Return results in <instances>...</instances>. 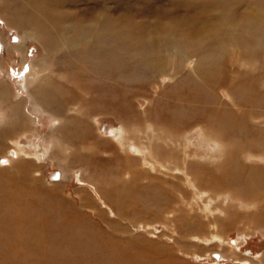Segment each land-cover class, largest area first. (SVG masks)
Here are the masks:
<instances>
[{
	"label": "rangeland",
	"instance_id": "1",
	"mask_svg": "<svg viewBox=\"0 0 264 264\" xmlns=\"http://www.w3.org/2000/svg\"><path fill=\"white\" fill-rule=\"evenodd\" d=\"M219 1L0 0V186L25 164L19 181L41 208L87 220L97 240L74 246L68 231L52 225L61 247L36 253L22 242L9 248L2 229L0 264H110L84 250L109 241L118 255L111 264H264V202L246 181L264 173V24L238 41L221 28L252 9L264 20V0ZM37 6L40 19L27 20L34 37L19 19ZM37 21L59 30L45 35ZM144 50L162 64L159 71L144 65ZM110 51L115 70L108 75ZM52 84L65 86L59 102L42 97ZM88 84L106 86L101 100ZM188 94L215 113L241 116L245 130L218 128L205 116L208 131L222 136L220 147L189 124ZM75 118L90 128L84 142ZM182 122L188 127L181 131ZM17 145L32 154L10 157ZM230 166L245 181H222Z\"/></svg>",
	"mask_w": 264,
	"mask_h": 264
},
{
	"label": "bare ground",
	"instance_id": "2",
	"mask_svg": "<svg viewBox=\"0 0 264 264\" xmlns=\"http://www.w3.org/2000/svg\"><path fill=\"white\" fill-rule=\"evenodd\" d=\"M247 1V0H245ZM260 1V0H259ZM27 2V1H26ZM230 0H220L219 1V5H221L223 7L227 6L230 3ZM257 0H255V4H256ZM23 4V3H22ZM21 4V5H22ZM36 4V3H35ZM254 4V3H253ZM204 5H207V2H205ZM230 5V4H229ZM25 6V5H24ZM233 6V5H232ZM231 7V6H229ZM259 7V6H258ZM30 8V7H29ZM41 8H39V6H37V12L36 11H29L27 12V16H25V18L22 19V17L19 19L21 21V24L19 23V25H21L23 28H27V35H31L34 36L36 35L35 30L33 28V24L31 25L30 23L27 22L31 20V18H33L36 22L37 17H39V11ZM228 9V8H227ZM230 10V9H229ZM232 11V9H231ZM232 14V13H231ZM236 14V13H235ZM23 15V14H22ZM26 15V14H25ZM239 15V14H238ZM233 16V15H232ZM229 18V17H228ZM263 18V17H262ZM40 19V17H39ZM237 19V18H236ZM239 20V19H238ZM228 21V20H227ZM224 21V24L221 26V28L223 27L224 29H226L225 31L227 32V34L231 37V38H235L237 39V41L239 39H245L244 37H247V35L249 33H251L252 31H255L260 25L264 24V20H261V14L259 11L257 10H251L250 12L245 13L244 17H243V22L241 21H236L237 23H232V22H227ZM33 23V22H32ZM38 25L39 22L37 21ZM239 25H243L244 31H240L238 30V26ZM50 27H48V25H39V28H41V30L46 34L50 35V34H54L55 32H57L59 30L58 25L56 24H51L49 25ZM21 27V28H22ZM123 27V26H122ZM120 27V28H122ZM20 28V29H21ZM31 29V30H30ZM111 30V29H110ZM118 29H116L115 31H117ZM258 31V30H257ZM43 36L42 35V39H44V41L48 42L50 40V38L48 36ZM56 36V35H55ZM58 38V37H57ZM67 38V37H66ZM40 39V38H39ZM58 40V39H57ZM236 41V43H237ZM235 42V41H234ZM54 43V42H53ZM68 41L64 40L63 45L66 47L68 45ZM47 44V43H46ZM60 45V44H59ZM72 47V46H71ZM53 50V49H52ZM217 52V51H216ZM105 53V52H104ZM111 53V51H110ZM101 54V52H100ZM109 54V53H108ZM79 56V55H78ZM101 56V55H100ZM114 55L111 53L110 56H107V63H110V66L112 65V61L115 59L113 58ZM143 63L145 66L148 67L149 70L151 71H159L163 66L161 63H159L157 60H155V58L153 57V55H149V53L144 50V54L141 57ZM79 62V61H78ZM107 64V69L109 70L107 72L108 75H110L111 73L114 72L115 67L113 68L112 66L110 67ZM142 65V64H141ZM73 66V65H72ZM81 66V65H80ZM82 68V67H80ZM112 68V70H111ZM117 70V69H116ZM241 77V76H240ZM31 78V77H30ZM68 79V80H67ZM70 77L66 78V81H68L69 83H73V80H70ZM73 79V78H72ZM78 79V75H76V79ZM34 80V79H33ZM49 80V79H48ZM243 81V80H242ZM43 82V81H42ZM66 83V82H65ZM49 86V85H48ZM89 91H92L91 88L93 90H99L101 93L100 95H98L99 100H101V96L104 94L103 93V88L104 91H106V86H93V85H89L88 84ZM42 87V86H41ZM52 88H49L48 91H46L45 93L42 94L43 99L46 100V102H59V98L61 95L64 94V84H52L51 85ZM240 87V86H239ZM246 87V86H245ZM39 88V87H38ZM43 89V88H41ZM248 89V88H247ZM45 91V90H43ZM252 90H250L251 92ZM234 92V91H233ZM194 95H200L203 92L201 91H194L193 92ZM247 93V92H246ZM192 94V93H190ZM188 94V96L190 95ZM254 94V93H253ZM264 94V92H263ZM186 96V95H185ZM190 100H191V95L189 96ZM252 97V96H251ZM256 97V96H255ZM258 97V96H257ZM199 98V99H198ZM205 98L206 97L205 95ZM41 99V98H40ZM42 99V100H43ZM201 98L198 96H195L190 102H189V108L191 110V114L193 116V118L191 119V122L189 124H199L202 126V130L204 131L205 135L209 138H211L212 140L217 141L220 144V147L223 148L224 144L221 142L220 138H222V136L220 137L217 135H214L213 133H210L207 129V127L204 125V118L209 117L211 118V116H213L214 118H212V123L215 124L216 126H218V128H227V126H233L232 128H236V130L240 129V130H245V127L243 126V119L242 117H238L235 116L233 113H231L230 111H226L223 112L222 114L219 113H215L213 107H209L206 108L204 103H202L200 100ZM70 100V99H69ZM68 100V102H70ZM72 100V99H71ZM262 100V99H261ZM260 100V101H261ZM263 102V101H262ZM64 103V102H63ZM244 103V102H243ZM67 104V103H66ZM177 104V102L175 103ZM253 104V103H252ZM36 105V104H35ZM173 105V104H172ZM46 106V105H45ZM44 106V107H45ZM63 106V105H62ZM204 106V107H203ZM66 107V105H65ZM172 107V106H171ZM183 107V106H181ZM175 108V107H174ZM47 109V108H46ZM99 109V107H98ZM78 110V109H77ZM89 110V109H88ZM179 110V109H178ZM219 111V110H218ZM90 112V111H89ZM160 112V111H159ZM79 113V111H78ZM84 113V112H83ZM82 113V115H83ZM176 113V112H175ZM87 114V113H86ZM170 114V113H169ZM90 115V114H89ZM158 115V114H157ZM165 115V114H164ZM186 115V114H185ZM235 117H234V116ZM86 116V115H85ZM167 116V115H166ZM175 117V116H174ZM81 118V117H80ZM84 118V117H83ZM76 119L77 122H75L73 125V127L79 131L78 132V136L79 139L84 142L83 139H87L89 138V136L91 135V131L90 128H88L86 126V121L85 119ZM173 118V117H172ZM179 118V117H178ZM177 118V119H178ZM165 119V118H164ZM58 120V119H57ZM56 120V121H57ZM75 120V121H76ZM183 120V119H182ZM74 121V120H73ZM150 121V120H149ZM161 121V120H160ZM163 121H166L168 124L174 126L175 124L179 125L180 124L177 122L175 119H171V118H167ZM162 121V122H163ZM145 122V121H144ZM148 122V121H147ZM183 123V122H182ZM76 124V125H75ZM164 124V123H163ZM69 125V123H68ZM182 125V124H181ZM78 126V127H76ZM171 126V127H172ZM176 126V125H175ZM16 127V126H15ZM72 127V126H71ZM170 127V126H169ZM178 127V126H177ZM187 126V124L183 123V127L180 128L181 129H185ZM22 128V127H21ZM68 128V127H67ZM74 128H70V132H72L71 130H74ZM174 128V127H173ZM172 128V129H173ZM162 131H167V127L165 126H161ZM221 129V130H222ZM160 130V129H159ZM12 131V130H11ZM182 131V130H181ZM224 131V130H222ZM171 131L169 130L170 133ZM219 132V131H218ZM260 132V131H259ZM66 134V133H65ZM171 134V133H170ZM178 134V133H177ZM254 134V133H253ZM259 134V133H258ZM261 134V133H260ZM68 135V134H67ZM70 135V133H69ZM240 135V133H239ZM63 136V135H62ZM75 136V135H74ZM65 137V136H64ZM70 137V136H69ZM220 137V138H219ZM228 137V136H227ZM72 138V137H71ZM82 138V139H81ZM226 138V137H224ZM76 139V138H75ZM54 142H57L60 140H57V137H53L51 139ZM64 140V139H63ZM259 140V139H258ZM16 141V140H15ZM86 141V140H85ZM79 142V141H78ZM263 142V141H262ZM77 143V142H76ZM93 143V142H92ZM95 143V142H94ZM67 145V143H65ZM83 144V143H82ZM262 146V143H260ZM64 145V144H63ZM68 145H71L68 143ZM81 145V144H80ZM18 146V145H17ZM59 146V145H58ZM96 148V144L94 145ZM84 147V146H83ZM71 148V147H70ZM73 148V146H72ZM75 148V146H74ZM99 148V147H97ZM136 151H141V147H137L134 148ZM26 150V149H25ZM23 148L20 147V145L16 148H14V150L10 151L9 155L10 157L13 156H19L21 154V152L26 153L25 155H31L32 153H30L28 150L25 151ZM74 150V149H73ZM80 153V150L78 151ZM76 153V152H75ZM166 154V153H165ZM78 155V154H77ZM77 155L75 158H77ZM80 156V155H79ZM115 157L118 155H114ZM113 156V159H114ZM152 156V155H151ZM150 156V157H151ZM166 156V155H165ZM168 156V155H167ZM175 156V155H174ZM4 158L3 161H8L9 158ZM85 156L81 155L80 157H78L77 159H83ZM147 158V157H145ZM170 158V157H169ZM168 158V159H169ZM124 165V164H123ZM16 173L15 171L11 170L9 173L6 174L7 176V185H2L0 186V231L2 229H4L7 233L8 236V247L10 248L11 246H13V244H17L19 242H22L24 244H26L28 247H30L32 250H34L36 253L38 252H42L44 249L46 250L47 248H59L60 246V242L58 241V238H56L54 236V234H52L51 232L54 231V228H58V230L62 231H68L69 234L72 235V239H70L71 244L77 245V243H86V244H95L97 243V240H91V225H89L86 221L87 220H83L80 217H78L77 215L70 217L69 215H63L61 213V215H57L55 214V216H52L51 212H55V210L53 208H50V206L48 204H45L42 208L39 204V202H37V199L32 197L29 192L30 190L27 189L28 187L26 186V184L22 181L20 182L19 179L22 177H24L25 175V170H26V166L25 164H17L16 165ZM257 169V168H256ZM227 171H229V174L227 175L228 179L225 178H221L222 181L227 180V182L229 184H235L238 182H242L245 181L244 176H241V174L239 172H236L232 166H230L229 168H227ZM255 171V170H254ZM56 175V176H55ZM55 177H60V174L57 172L54 173ZM93 177V176H92ZM21 180V179H20ZM217 180V179H216ZM247 183L249 184V186L251 187V189H253V191L251 192V196H258V198L260 199V201L262 200L264 202V173H262L260 170L259 171H255L254 174H252L250 177H248L246 179ZM227 183V184H228ZM239 189V188H238ZM258 189L261 190L257 191ZM255 190V191H254ZM145 191V190H144ZM250 191V190H249ZM248 191V192H249ZM241 192V191H239ZM152 196H150V199L154 202L157 203V200L160 198L159 196L156 195V193L153 191V193L151 194ZM248 197V196H247ZM250 198V197H249ZM159 204V203H158ZM156 205V204H155ZM53 209V210H52ZM51 214V215H49ZM49 216H52L53 219L50 220ZM52 223V224H51ZM54 228H53V226ZM47 229H49L47 231ZM53 229V230H52ZM52 230V231H51ZM59 231V232H60ZM60 232V233H61ZM42 233V234H41ZM55 233V232H53ZM46 234V237L45 235ZM52 234V235H51ZM70 235V236H71ZM58 236L60 237V235L58 234ZM91 236V237H89ZM66 237V236H65ZM69 238V236H68ZM93 238V237H92ZM61 240V239H60ZM100 240L99 243H102ZM12 242V243H11ZM67 244V243H65ZM111 241L107 242V244H102L103 246L99 248L98 255L97 252L90 246H87L84 248V250H87V254L91 256V259L95 258H99L101 260H103L102 262L105 261L106 262H110L113 263L116 261L117 257H115L114 255H111L110 253H113L114 250H112V246H111ZM109 245V246H108ZM94 246V245H93ZM96 247V246H95ZM99 247V246H97ZM83 248V247H82ZM93 249V250H90ZM22 250V249H21ZM75 251V250H74ZM73 251V252H74ZM95 251V252H94ZM107 254H106V253ZM116 252V251H115ZM67 254V253H66ZM114 254V253H113ZM25 254L21 255L22 257ZM64 255V254H63ZM116 255V254H115ZM27 257H29L28 255H26ZM63 257H66L63 256ZM79 256L75 255V258H78ZM68 258V257H67ZM66 258V259H67ZM70 260V258L68 259ZM83 261V258H79L77 259V262ZM76 261V260H74ZM71 262V261H70ZM76 263V262H75ZM126 263V262H125ZM174 263V262H173ZM86 264V262H85ZM164 264V263H163ZM165 264H171L169 262H165Z\"/></svg>",
	"mask_w": 264,
	"mask_h": 264
},
{
	"label": "water",
	"instance_id": "3",
	"mask_svg": "<svg viewBox=\"0 0 264 264\" xmlns=\"http://www.w3.org/2000/svg\"><path fill=\"white\" fill-rule=\"evenodd\" d=\"M56 176V175H55Z\"/></svg>",
	"mask_w": 264,
	"mask_h": 264
}]
</instances>
